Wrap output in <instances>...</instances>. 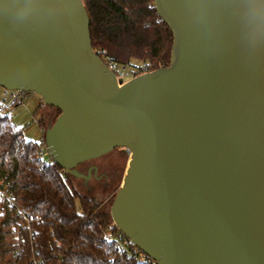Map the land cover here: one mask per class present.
Segmentation results:
<instances>
[{
    "label": "water",
    "instance_id": "water-1",
    "mask_svg": "<svg viewBox=\"0 0 264 264\" xmlns=\"http://www.w3.org/2000/svg\"><path fill=\"white\" fill-rule=\"evenodd\" d=\"M171 63L120 85L83 0H0V88L61 111L54 163L132 153L111 207L157 264H264V0H153Z\"/></svg>",
    "mask_w": 264,
    "mask_h": 264
},
{
    "label": "trees",
    "instance_id": "trees-1",
    "mask_svg": "<svg viewBox=\"0 0 264 264\" xmlns=\"http://www.w3.org/2000/svg\"><path fill=\"white\" fill-rule=\"evenodd\" d=\"M83 3L93 49L104 63H140L133 76L170 66L174 36L153 0ZM39 125L45 136V122ZM44 145L45 137L41 144L25 137L11 111L0 112V187L8 185L13 195L12 204L0 199V264H157L140 261L139 250L127 255L120 249L111 209L80 193L53 160L45 163ZM129 249H136L132 242Z\"/></svg>",
    "mask_w": 264,
    "mask_h": 264
},
{
    "label": "rangeland",
    "instance_id": "rangeland-1",
    "mask_svg": "<svg viewBox=\"0 0 264 264\" xmlns=\"http://www.w3.org/2000/svg\"><path fill=\"white\" fill-rule=\"evenodd\" d=\"M140 63H134L133 66L127 68V71L132 73L137 70ZM134 76L126 78L130 81ZM3 89L0 88V96ZM12 121L16 127H22L25 137L35 143L41 144L43 141L42 128L39 121L43 120L45 126L50 129L54 122L59 117L57 108L46 105L42 98L34 93L29 92L24 99V105L18 106L11 111ZM44 156L42 159L45 163L52 162L48 154L46 145L42 146ZM131 159L124 148L117 149L111 153L93 161L91 164L99 168V174H105L110 177L109 182L104 186L96 182H90L88 186L84 185L81 180L72 179L73 186L84 195H89L96 198L108 210L111 209L115 196L123 184V179L126 176V171L129 168L128 162ZM83 167L79 168V171Z\"/></svg>",
    "mask_w": 264,
    "mask_h": 264
},
{
    "label": "built area",
    "instance_id": "built-area-1",
    "mask_svg": "<svg viewBox=\"0 0 264 264\" xmlns=\"http://www.w3.org/2000/svg\"><path fill=\"white\" fill-rule=\"evenodd\" d=\"M107 65H108L109 69L115 73L116 80L120 85H124L125 83L128 82L125 79L128 77H131V75H132V73L127 71L128 67L121 66V65H118V64L113 63V62H111ZM145 73H147V72L144 70L142 72V74H140V75H143ZM140 75H138V76H140ZM138 76H134L133 78L138 77ZM28 93L29 92L22 91V90H5V89H3V92L0 96V112L2 114H6L18 106L24 105V99L27 97ZM126 151L129 155V158L131 159L132 153L128 150H126ZM41 155L44 156L43 151H41ZM0 199L7 200L10 204L13 203V195H12V193H10L8 191V185H5L4 187H0ZM122 236H123L122 233L117 236L120 249L122 251L126 252L127 255H135L138 249L136 248L135 250H130L129 249V242H131V241L129 239H127L125 236H123V237ZM16 241H17V243H19V237L18 236H16ZM146 257L147 256H145L143 254L139 259H140V261L144 262V261H146Z\"/></svg>",
    "mask_w": 264,
    "mask_h": 264
},
{
    "label": "flooded vegetation",
    "instance_id": "flooded-vegetation-1",
    "mask_svg": "<svg viewBox=\"0 0 264 264\" xmlns=\"http://www.w3.org/2000/svg\"><path fill=\"white\" fill-rule=\"evenodd\" d=\"M115 150H117V149H115ZM95 160H97V159H95ZM95 160L84 162L75 168L76 172L82 176L81 178L77 177L75 174H70V173L69 174L72 177H74L76 180L83 181L85 186H88L90 182H96L98 184L105 186L109 182L110 177L106 176L105 174H99V168L97 166L91 164ZM81 167H83V168L81 171H79V168H81Z\"/></svg>",
    "mask_w": 264,
    "mask_h": 264
}]
</instances>
